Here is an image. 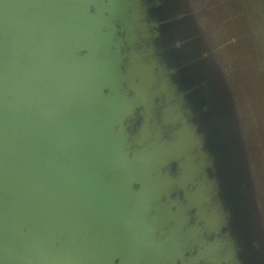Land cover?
I'll list each match as a JSON object with an SVG mask.
<instances>
[{
  "label": "water",
  "instance_id": "95a60500",
  "mask_svg": "<svg viewBox=\"0 0 264 264\" xmlns=\"http://www.w3.org/2000/svg\"><path fill=\"white\" fill-rule=\"evenodd\" d=\"M191 1L171 19L162 0H0V264H264V118L234 87L244 40L208 43L223 3L203 0L188 40L208 66L229 48L223 154L201 120L207 83L169 56L184 54L172 21L206 11ZM263 6L229 0L251 49Z\"/></svg>",
  "mask_w": 264,
  "mask_h": 264
},
{
  "label": "rangeland",
  "instance_id": "374dc122",
  "mask_svg": "<svg viewBox=\"0 0 264 264\" xmlns=\"http://www.w3.org/2000/svg\"><path fill=\"white\" fill-rule=\"evenodd\" d=\"M163 3L166 5L165 9L162 10V16L165 18H171L174 19L175 14L174 11L178 10L179 11V6L182 2V0H162ZM214 2L217 0H213ZM219 5L223 3L218 11V14L216 15L217 21L220 22L222 21V24L224 22V25L222 28L221 26H209L211 30V34L213 37L210 35L211 38L208 39V43H210L213 47H215L217 44H220L222 46L226 41L229 40V30L232 35H239V38H243L244 44L241 46L240 50L243 52V54L246 55L247 57V66H248V73L247 74V83L240 84L239 78L235 77L234 79V87L238 89V84L241 86L240 88V95L243 99V104L247 108V113L250 115V112L252 114L255 113V115H260L263 116L264 118V81L263 79L261 80V73L264 76V50L262 47H257L255 49L250 48V43H249V38L246 37L248 34L247 31H243L244 26L241 25L242 20H238V18L233 17L231 11H229V0H218ZM198 2V1H197ZM216 3V4H215ZM214 5L216 6L218 2H215ZM179 4V6H178ZM201 8L206 7V11H203L200 13V16H196L193 18H190L186 20L185 23H181V27L179 28L177 24H179L176 20L172 21L171 25L169 26L170 31L169 33L171 34V42L174 44L176 40H181L184 42V46L182 48L183 55L181 57H177L174 55H169L170 58L175 62V63H181L184 64L186 62V66L181 72V78L183 82L186 85L192 86L195 84H200L203 80L207 83L205 88L200 87V93H199V99H200V104H208L211 106V111L210 113L203 114L202 115V122L205 123V126H208L210 129H213L215 133H217V145H219V149L223 151L224 154V142L220 140L218 136V132L220 129L225 128L224 124H222L220 118H218V115L221 114V109H225V107L229 106V103L227 100H225V94H226V88L229 87V81L224 82L216 78L217 74L222 70V66L224 64L229 63V48L225 49L226 47L221 48L222 52L221 55L217 56V58H214L213 61L209 64L208 63H197L195 60V56L193 53L196 51L198 47L197 42H191L188 39V35L191 32H194L199 26H201V23L206 19L205 15L207 14V17L211 14L208 10V4L205 1L200 0L198 4ZM219 5L216 7L218 8ZM185 7L188 9L192 7V1L191 0H186L185 2ZM264 6L262 7V9ZM166 9L169 13L166 12ZM210 9V8H209ZM221 9V11H220ZM208 10V11H207ZM215 10V9H213ZM206 12V13H205ZM248 13V12H246ZM251 15L254 17H257V13L253 10ZM262 18L263 15L261 14ZM241 22V23H240ZM230 24V25H229ZM244 24V23H243ZM258 25V23H256ZM256 25V26H257ZM264 27V18H263V23ZM212 27V28H211ZM244 36V37H242ZM186 37H187V42H186ZM168 42V40H167ZM190 45V46H189ZM257 49V52H256ZM254 59H253V57ZM184 60V61H183ZM254 60L257 64H259V69L256 70V73L252 70H250V67H252L254 64ZM229 67V66H228ZM225 70V68L223 67ZM263 69V70H261ZM257 72L259 74H257ZM226 78H229V74H227ZM242 78V77H241ZM213 79H216L214 81ZM259 83H258V82ZM239 86V87H240ZM260 90V93L258 92ZM232 94H236V91H231ZM260 94V96L258 95ZM256 95V96H255ZM224 122L227 124L229 127V121L224 117ZM249 127H247L248 129ZM259 130V129H258ZM257 130V131H258ZM262 136L264 137V130L261 131ZM257 134V133H256ZM223 172L225 175V186L227 189V192L229 191V170L226 168L225 164L223 167Z\"/></svg>",
  "mask_w": 264,
  "mask_h": 264
}]
</instances>
